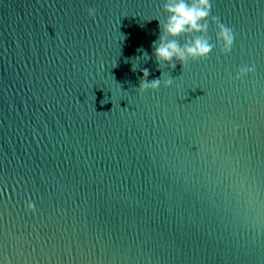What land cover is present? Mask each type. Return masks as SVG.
Masks as SVG:
<instances>
[{
    "label": "water",
    "instance_id": "water-1",
    "mask_svg": "<svg viewBox=\"0 0 264 264\" xmlns=\"http://www.w3.org/2000/svg\"><path fill=\"white\" fill-rule=\"evenodd\" d=\"M170 2L0 0V264H264V0Z\"/></svg>",
    "mask_w": 264,
    "mask_h": 264
},
{
    "label": "clouds",
    "instance_id": "clouds-1",
    "mask_svg": "<svg viewBox=\"0 0 264 264\" xmlns=\"http://www.w3.org/2000/svg\"><path fill=\"white\" fill-rule=\"evenodd\" d=\"M164 10L168 13V19L165 25H163V31L168 36L173 38L180 35H188L191 32H199L206 30L207 25H202L200 22L205 20L211 11V4L209 0H195L194 3L188 4L185 0H172L170 3H166ZM89 15L94 16L95 10L89 9ZM214 20L218 21V18L214 17ZM220 38L224 41L225 50L231 51L232 44L234 42L233 31L223 24H220ZM155 47V44H154ZM211 52V46L207 41L200 38H196L192 41L191 46L181 48L175 39L165 41L164 37H161L160 44L155 47V55L159 60H163L170 63V67L175 68L176 65L171 63L175 58L181 65H184L189 57L192 59H204ZM253 67L241 68L236 76V79H240L243 76H247L250 72H253ZM149 72L144 69L142 72V78L140 83V91L144 92L148 89L156 90L160 86V80L154 79L151 82L148 81ZM172 83L171 80L167 82L168 85ZM29 211H34V205L29 202L27 204Z\"/></svg>",
    "mask_w": 264,
    "mask_h": 264
}]
</instances>
